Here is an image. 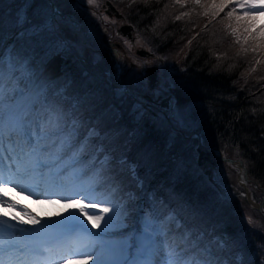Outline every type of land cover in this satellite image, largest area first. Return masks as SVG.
Masks as SVG:
<instances>
[{
    "label": "trees",
    "instance_id": "16d2710c",
    "mask_svg": "<svg viewBox=\"0 0 264 264\" xmlns=\"http://www.w3.org/2000/svg\"><path fill=\"white\" fill-rule=\"evenodd\" d=\"M18 2L0 0V52L6 46L14 54L36 53L38 65L45 60L35 49L39 44L24 31L17 34ZM116 2L149 38L152 48L177 64L166 80L173 86L176 104L188 106L185 127L173 121L184 134L173 129L165 116L161 126L159 118L135 108V102L130 112L129 95L121 98L106 89L88 93L90 86L82 88L78 83L80 72L68 74L67 68L51 84L49 101L75 110L82 123L81 138L89 129L95 131L85 140L84 154L94 153L102 178L110 180L107 192L126 211L124 231L139 229L143 218L151 229L156 223L148 215L171 211L179 218L171 228L177 241L189 231L191 243L186 246H196L204 257L223 264L237 257L244 264H264V230L238 213L211 181L213 175L194 158L201 138L206 147L241 157L250 177L264 191V22L255 25L258 14L248 11L245 0ZM68 79L75 82L65 96L54 93ZM191 129L198 134L189 137ZM100 247L96 242L95 248ZM134 247L132 243L131 257ZM147 259L151 264L154 258Z\"/></svg>",
    "mask_w": 264,
    "mask_h": 264
},
{
    "label": "rangeland",
    "instance_id": "374dc122",
    "mask_svg": "<svg viewBox=\"0 0 264 264\" xmlns=\"http://www.w3.org/2000/svg\"><path fill=\"white\" fill-rule=\"evenodd\" d=\"M245 1H248V5L252 2V0ZM248 11L258 14L254 21L255 25L264 22V10L257 11L249 7ZM251 28H255V26L252 25ZM147 39L151 50L156 52L152 48L149 38ZM58 54H55V57ZM0 56L5 57L4 61L0 62L8 65L0 70V118H5L2 81L7 80L12 71L17 72V78L19 79L20 72H23L22 68L27 66V71L24 73L25 79L21 84L22 87H26V90H29L35 74L42 72L46 67H50L52 70L50 81L44 85L47 91L51 87L49 83L60 75L59 57L52 61L44 60L37 65L34 54L33 56L31 54L23 55L21 51L14 54L12 50L5 49ZM9 59L18 67H12L9 64ZM162 69L165 74L169 73L165 78H169L171 72H175L178 66L175 62H168L165 59ZM64 86H66V83L60 85L54 93L65 96ZM19 91L23 93L24 89ZM118 94H120L119 90ZM75 105L76 102H73L71 106ZM137 109H141V107ZM70 110L68 111L71 112ZM187 110L188 106L181 108L176 104L172 114L169 115L170 120L177 121L180 126L185 127L188 120ZM141 113L142 111H139L137 114L140 116ZM155 117L159 118L158 123L161 126L164 125V116ZM176 128L182 129L178 126ZM174 134L172 135L174 136ZM1 135L0 146L4 147V126L1 129ZM30 140L31 147L38 153L51 149V145L42 143L43 137L39 139L30 137ZM222 152L225 157L241 159L238 156H229L223 150ZM214 154L216 165L212 168V175L220 194L233 204L236 210H241L243 218L247 222L251 220L249 223L264 230V219L260 214L257 215V211H259L264 217V209L261 211L255 208L253 204V202H261L264 195L263 190L255 182L246 181L244 171L240 172L238 166L221 160L218 151H215ZM9 155L12 157L13 153L9 152ZM13 158L12 165H8L6 172L4 171L5 175H3L2 180L0 179V254L1 252H7L9 248L20 249L21 245L24 244L21 241L23 233L16 231L15 228L21 230L27 226L31 229L40 230L46 225H50L54 228H47L46 234L49 236L50 233L53 234V231L63 224L65 227L71 226L74 232L69 234L67 239L65 238V244L59 252L55 251L53 243H46L45 247L49 256L41 264H148L147 258L153 257L156 259V255L153 253L156 250L155 236L160 233L159 225L156 223L150 229V227H147V220L143 218L139 229L134 227L123 232L125 226L123 217L126 215V211L121 207L117 198L107 192L110 187V180L102 178L99 162L94 153L83 154L82 163L78 166L76 161L68 162L63 159L44 161L39 158L32 165L27 157L19 151ZM194 158L197 160L198 153H194ZM4 163V165L1 164L2 170L6 166V161ZM19 165L25 170H21V173L24 172V174L18 172ZM102 201L109 202L103 203ZM93 205L97 207H92ZM81 206L85 207L89 215L93 217L100 215L104 219L93 223L80 212ZM104 207H108L111 211L104 213L102 211ZM117 209L120 210L121 215L114 216L107 222V217L116 213ZM253 209L256 210V213ZM3 216L7 219V224L3 223ZM156 216L166 219L170 228L179 223V218L171 211L165 215ZM33 219L37 222L32 223ZM113 228H117V232ZM186 233L189 235L190 232ZM34 242L39 243L40 240L37 239ZM96 242L102 245L99 249L95 248ZM132 243L135 247L131 257L129 250ZM23 250L25 249L23 248ZM12 258L13 256L7 259L11 264H13Z\"/></svg>",
    "mask_w": 264,
    "mask_h": 264
},
{
    "label": "flooded vegetation",
    "instance_id": "af4514ba",
    "mask_svg": "<svg viewBox=\"0 0 264 264\" xmlns=\"http://www.w3.org/2000/svg\"><path fill=\"white\" fill-rule=\"evenodd\" d=\"M51 1L19 0L18 16L26 17V22L18 23L17 34L24 31L33 43H38L35 49L37 53L42 52L45 60L59 57L61 68L57 78L65 73V68L68 74L80 72L78 83L82 88L90 86L88 93L106 89L121 98L123 94L129 95L126 101L130 112L135 102L137 108L148 110L154 116L172 114L176 97L162 69L165 56L151 50L147 37L120 3L116 0H95L91 4L88 0ZM108 1L121 16L110 10ZM151 67L157 73L156 83H151L149 78ZM119 74L128 90L117 83ZM74 82L68 79L64 89ZM171 93L173 98L169 108H163L164 113L159 110L161 101ZM215 158L213 153L211 160L202 164L205 171L215 167Z\"/></svg>",
    "mask_w": 264,
    "mask_h": 264
},
{
    "label": "snow or ice",
    "instance_id": "6c2138e0",
    "mask_svg": "<svg viewBox=\"0 0 264 264\" xmlns=\"http://www.w3.org/2000/svg\"><path fill=\"white\" fill-rule=\"evenodd\" d=\"M94 2L95 0H88L90 4ZM248 6L257 11L264 10V0H252ZM17 22L23 24L26 22V17L18 16ZM4 59L5 57L0 56V61H4ZM9 64L12 67H18L10 59ZM7 66L4 63H0V70ZM22 69L23 72H20L19 79L17 78V72L12 71L8 79L2 81L4 89L3 105L6 118L4 126L5 151L13 153L14 156L18 151L23 153L32 165L39 158L44 161L51 159H63L68 162L76 161L78 166L82 163L83 154L88 147L85 140L95 136V131L89 129L88 134L81 138L79 135L81 122L76 117L75 110L73 109L69 112L66 108L52 104L49 101L47 89L43 85L37 86L34 81L32 84L36 88L35 92L22 87L21 84L25 79L24 73L27 71V66ZM20 89H24L23 93L19 91ZM20 96L26 97L27 104L31 105L26 110H21L22 114L17 113L15 110L18 106V97ZM32 99H35L36 103H32ZM30 137L37 139L43 137L42 143L51 145V149L38 153L31 147ZM102 202L108 203L109 201ZM92 207L97 206L93 205ZM102 211L108 213L111 209L104 207ZM80 212L93 223L104 219L100 215L95 217L89 215L83 206L80 207ZM120 215V210L117 209L116 213L107 217V222L114 216L118 217ZM148 216L151 221H154L160 227V235L156 237L155 241L156 259L151 264H223L222 261H214L204 257L198 253L196 246L187 247L186 245L191 243V238L187 233L181 236L180 242H178L172 234L166 219L157 217L154 213ZM31 222L36 223L37 221L33 219ZM5 223L7 222L5 221ZM227 243L225 241L221 247H224ZM129 251L131 252L132 250L130 249ZM205 251L209 250L205 249ZM229 264H244V262L237 257L230 261Z\"/></svg>",
    "mask_w": 264,
    "mask_h": 264
},
{
    "label": "bare ground",
    "instance_id": "6f19581e",
    "mask_svg": "<svg viewBox=\"0 0 264 264\" xmlns=\"http://www.w3.org/2000/svg\"><path fill=\"white\" fill-rule=\"evenodd\" d=\"M51 68L50 67H46L45 69L42 70V72L40 73H36L34 76L33 81L35 82V84L37 86L39 85H45L48 80H50V75H51ZM32 81V82H33ZM29 89L32 92L36 91V88L33 87V84L31 83V86L29 87ZM27 98L20 96L18 97V106L15 109L17 111V113H21V110H26L28 107H30V104H27ZM35 99H32V103H34ZM5 119V120H4ZM5 122H6V118H0V138H1V129L3 128V126H5ZM14 157V155L12 157H10L9 152L7 153L5 151L4 147L0 146V179L2 180L3 175H5L4 171L8 168V165H12L13 160L12 158ZM14 159V158H13ZM6 161V166H4V169L2 170V165H4ZM2 164V165H1ZM21 170L25 171L22 166H18V172L21 173ZM6 172V171H5ZM21 174H24V172H22ZM13 182V181H12ZM10 183V182H9ZM10 190V187H9ZM72 202V201H71ZM70 204V203H69ZM68 204V205H69ZM71 205H73L71 203ZM3 223L7 224L8 221L7 219H5V216H3L2 218ZM5 221L7 223H5ZM62 223V222H61ZM9 228V227H8ZM47 228H54V227H50V225H46L44 228L38 230V229H31V227H24V229H17L15 228L16 231H19L21 233H23L22 237H21V241L24 242V244H22L20 249H16L15 247H13L12 249H8L7 252H1L0 254V261L2 260L3 262H0V264H11L10 261H7L8 258H10L11 256H13L12 258V262L14 264H41L43 263L46 258L49 256L48 251L45 253L44 258L41 256H38L39 254H36L40 251V249H45L46 250V243H53L54 244V249L56 252L61 251V249L63 248L64 244L63 242H60L61 240L57 239H53L55 237L54 232L57 230H61L63 228H65V226H63V224H61V226L58 227V229H56L55 231H53V234L50 233V235H53V238H51L49 240L48 234L47 233ZM60 228V229H59ZM31 230V231H30ZM50 230V229H48ZM49 232V231H48ZM25 233V235H24ZM25 237H27V239H25ZM40 240V242H34L36 240ZM26 241V242H25ZM23 248L25 255L23 256ZM31 251H35L34 255H32L31 257H29Z\"/></svg>",
    "mask_w": 264,
    "mask_h": 264
},
{
    "label": "water",
    "instance_id": "95a60500",
    "mask_svg": "<svg viewBox=\"0 0 264 264\" xmlns=\"http://www.w3.org/2000/svg\"><path fill=\"white\" fill-rule=\"evenodd\" d=\"M51 1V0H50ZM52 2V1H51ZM109 6H110V10H112L115 14H117L118 16H121L119 11L117 10V8L115 6L112 5L111 2H109ZM155 67H151L149 69V72H150V75H149V78H150V81L151 83H156V80H157V73L156 71L154 70ZM120 72V71H118ZM117 83L120 84L121 86L124 87L125 90H128L127 86L124 85L121 81H120V74L118 75V80H117ZM152 88V87H151ZM173 98V93H171L168 97L164 98L162 101H161V107L159 110H161L162 112L165 113V111L163 110V108H169L170 106V102H171V99ZM166 116L167 118L170 120L169 116L167 115L166 113ZM171 122V120H170ZM171 125L174 129L180 131L181 133L184 134V131L182 129H177L175 127V125L171 122ZM198 134L197 131L195 130H191L190 131V135L189 136H192V134ZM197 151H198V158H197V162L200 166H202L203 163H206L208 161L211 160V157L213 155V152L214 151H218L219 153V157L220 159H222L223 161L225 162H229L233 165H236L239 167L240 169V172H243L244 171V177L246 179V181H249V182H255L250 176H249V173H248V170H247V167L244 163V161L242 159H234V158H229V157H225L223 155V152L221 149H219L218 147L216 146H209V147H206L204 146L202 143H201V138H200V146H198L197 148ZM212 162V165H215V162L214 161H211ZM206 173L210 176L211 175V170H207ZM211 181L214 182L213 178L211 177ZM264 192V191H263ZM254 206L256 208H258L259 210H263L264 209V195H263V199L261 200V202L259 203H256V202H253ZM238 210V213L242 215V212L240 209H237ZM264 214V212H263Z\"/></svg>",
    "mask_w": 264,
    "mask_h": 264
}]
</instances>
